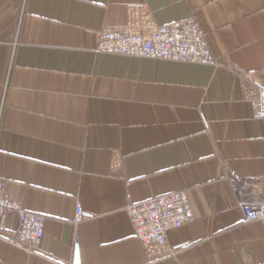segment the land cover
Wrapping results in <instances>:
<instances>
[{
	"label": "crops",
	"instance_id": "obj_1",
	"mask_svg": "<svg viewBox=\"0 0 264 264\" xmlns=\"http://www.w3.org/2000/svg\"><path fill=\"white\" fill-rule=\"evenodd\" d=\"M136 4L156 26L193 19L218 65L95 52ZM263 73L264 0H0V179L45 218L36 253L0 218V264H74L76 247L78 264H264V221L239 209L264 203V127L238 87ZM176 191L194 219L148 262L125 208Z\"/></svg>",
	"mask_w": 264,
	"mask_h": 264
},
{
	"label": "built area",
	"instance_id": "obj_2",
	"mask_svg": "<svg viewBox=\"0 0 264 264\" xmlns=\"http://www.w3.org/2000/svg\"><path fill=\"white\" fill-rule=\"evenodd\" d=\"M95 52L210 67L218 65L204 32L193 19L156 26L151 21L150 10L144 4L128 6L124 27H102L97 32ZM252 77L239 76V96L249 104L251 119L264 127V73L258 75L257 79ZM119 168L120 163L113 160L112 170ZM239 209L244 222L264 221L263 202L242 200ZM125 212L132 226L133 236L142 246L148 262L171 256L174 251L168 246L167 233L194 219L185 191L129 203ZM8 213H14L18 220L15 237L9 242L28 253L38 252L44 238L45 218L26 211L6 196L4 182L0 179V218ZM83 219L84 213L76 205L71 221L73 228ZM73 245H77L76 234L73 236Z\"/></svg>",
	"mask_w": 264,
	"mask_h": 264
},
{
	"label": "water",
	"instance_id": "obj_3",
	"mask_svg": "<svg viewBox=\"0 0 264 264\" xmlns=\"http://www.w3.org/2000/svg\"><path fill=\"white\" fill-rule=\"evenodd\" d=\"M78 262H79V250L78 247H76L74 251V264H78Z\"/></svg>",
	"mask_w": 264,
	"mask_h": 264
}]
</instances>
